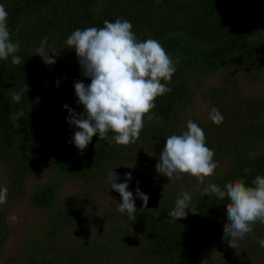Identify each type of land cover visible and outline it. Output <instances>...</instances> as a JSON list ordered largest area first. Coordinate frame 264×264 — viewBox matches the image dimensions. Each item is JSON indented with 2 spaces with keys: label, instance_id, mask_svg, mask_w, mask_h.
I'll list each match as a JSON object with an SVG mask.
<instances>
[{
  "label": "trees",
  "instance_id": "obj_1",
  "mask_svg": "<svg viewBox=\"0 0 264 264\" xmlns=\"http://www.w3.org/2000/svg\"><path fill=\"white\" fill-rule=\"evenodd\" d=\"M96 1L15 0L10 8L7 27L10 39L18 41L20 49L25 48L19 41L20 15L39 12L40 18L30 26L34 36L43 40L47 37L46 51L50 57L56 59L60 54L72 62L68 68L57 70L45 64L36 50L15 53L23 61L18 66L11 63V56L6 61L0 60V154L11 153L21 140L23 145H32L35 150L50 155L47 163L52 167L51 180L36 185L30 196L32 205L38 209L54 204L55 183L61 178H89L123 148V145L99 140L98 135L82 153L72 143L78 129L67 123L69 112L63 105L82 113L84 108L77 104L74 84L77 81L85 85L91 83L90 78L81 75L75 51L64 43L74 30L100 28L105 20L126 19L139 40H158L170 57L178 61L167 84L171 91L157 97L156 107L150 113L152 119L146 116L144 120L140 136L152 140L168 137V125L174 119L177 103L188 99L190 84L205 74L218 71L219 66H215L218 60L238 56V62L246 70L253 69L264 75V0H121V4L120 0H105L106 8L95 12L92 7ZM27 86L29 91L20 103L13 102L12 92ZM220 86L217 95L224 94L225 86ZM245 99L239 96L232 104L219 105L223 122L231 121L232 126L237 127L233 136L238 137V141L223 142L217 148L218 153L229 159L225 173L213 182L221 187L236 179H243L251 186L257 175L264 176V151L250 155L259 144L264 148V100L253 96ZM246 105L247 116L242 112ZM19 109L24 115L14 121L11 117ZM239 118L246 119L249 126L242 127ZM222 123H213L214 128L221 127ZM112 135L110 132L109 138ZM119 202L114 207L115 213H120L117 211ZM226 203L227 200H220L214 194L202 196L200 192L192 202L198 207V214L188 211L186 218L176 221L163 209L137 208L134 219H129L126 212L121 213L137 230L135 236L131 235L130 228L113 226L116 231L123 232L127 246L142 250L135 264H145L143 258L163 264H190L197 257L207 256L208 249L222 233L227 222ZM47 228L43 235L34 236L32 243L23 247L24 258L20 264H56L59 261L52 253L53 242L46 234L50 226ZM2 232L0 239L5 233ZM96 248V244L76 249L67 246L60 252L69 262H79Z\"/></svg>",
  "mask_w": 264,
  "mask_h": 264
},
{
  "label": "rangeland",
  "instance_id": "obj_2",
  "mask_svg": "<svg viewBox=\"0 0 264 264\" xmlns=\"http://www.w3.org/2000/svg\"><path fill=\"white\" fill-rule=\"evenodd\" d=\"M14 3L15 0H0V4H3L9 13L8 20L10 8ZM106 5L105 0H97L92 9L99 12L104 10ZM40 15L39 12L20 15L21 24L18 27L22 28L19 31V41H22L25 47L20 51L32 53L43 41L41 37L34 36L30 27ZM55 61L52 67L55 66L57 70L68 68L72 63L69 58L60 54ZM238 61V56L234 55L228 60L222 58L215 65L219 66L217 72L205 74L190 84V91L186 95L188 99L177 103L174 119L168 125V136L180 135L186 131L189 119L205 132L206 145L214 150L213 159L219 164L214 173L205 177L199 186L197 180L187 174L180 179L169 180L157 173L155 166L159 162L167 137L152 140L139 136L136 143L123 145L120 153L91 177L61 178L62 180L55 183L57 192L54 204L47 209H38L32 205L30 196L36 185L46 184L51 180L52 167L47 163L50 155L35 150L32 145H23L21 140L11 153L0 154V187L6 185L8 188L6 203L0 205V231L5 232L0 239V264H20L24 258L23 247L31 244L34 236L43 235L48 226L50 230L46 234L51 236L53 242L52 253L59 259L56 264H135L142 250L137 251L127 246L123 232L116 231L113 224L130 228L131 235L134 236L137 230L123 214L114 212L115 205L121 202L122 198L109 186L108 172L113 169L119 176L117 183L124 182L125 173L131 174L128 190L133 193L138 209H163L168 213L175 207L176 199L184 191L191 194L194 202L201 190L220 178L228 168L229 159L223 153H218L217 148L223 142L238 141V137L233 136L237 127L232 126L231 121L223 122L221 127L214 128L209 119L211 108L215 107L220 111V104H232L239 96L244 100L251 96L264 100V75L253 69L246 70L247 68ZM220 85L225 86L224 94L217 95L220 93ZM208 102L212 105L209 106ZM245 107L242 112L247 116L248 107ZM245 120L239 118L242 127L247 128L249 125ZM263 151V145L259 144L252 149L250 155ZM137 181L140 191L149 196L146 208L136 195ZM13 216L17 219L13 220ZM222 237L223 231L208 249L207 256L199 259L197 257V260L190 264H264V247H260L258 243L264 238V224L257 222L253 232L238 240L235 248L228 244L230 237ZM90 244H96V251L79 262H69L60 252L62 247L70 246V249H76L81 245L85 247ZM143 259L145 264H163L152 258Z\"/></svg>",
  "mask_w": 264,
  "mask_h": 264
},
{
  "label": "clouds",
  "instance_id": "obj_3",
  "mask_svg": "<svg viewBox=\"0 0 264 264\" xmlns=\"http://www.w3.org/2000/svg\"><path fill=\"white\" fill-rule=\"evenodd\" d=\"M8 15L5 6L0 4V60L6 61L11 56V63L18 66L23 63L22 58L15 55L20 51V44L10 39ZM132 28L131 22L126 19L118 18L115 22L105 20L100 28L74 30L64 42L75 51L81 75L91 80L87 85L82 81L74 84L77 104L84 108L82 113L70 109L67 104L63 105L69 112L67 123L78 129L73 134L72 143L81 153L97 135L99 140L109 144L127 146L136 143L145 117L152 119L150 113L156 107L157 97L171 91L167 84L176 71L178 61L170 57L158 40H139ZM46 45L47 37L36 49V55L45 64L53 65L56 61L49 56ZM28 91V86L19 92L13 91L12 101L19 104ZM23 115V110L19 109L11 118L15 121ZM209 119L220 125L224 117L213 107ZM110 132L113 133L111 138ZM213 157L214 150L206 146L205 132L189 119L186 131L166 138L155 168L157 173L169 180L180 179L187 174L194 177L199 186L218 167L219 162ZM118 179L113 169L108 172L109 186L122 198L117 211L126 212L129 219H134L137 208L133 193L128 190L131 174L125 173L123 183H117ZM138 185L137 181L136 195L146 208L149 196L141 192ZM7 192L6 185L0 187V205L6 203ZM213 194L220 200H227V222L223 225L222 238L230 237V247L235 248L238 240L252 233L257 222L264 224V176L257 175L251 181V186L243 179H236L229 180L223 187L210 183L201 190L202 196ZM188 211L198 214V207L192 204L191 194L184 191L176 199L175 207L168 212V216L177 221L186 218ZM12 219L16 220L17 217L13 216ZM258 243L264 247V238Z\"/></svg>",
  "mask_w": 264,
  "mask_h": 264
}]
</instances>
